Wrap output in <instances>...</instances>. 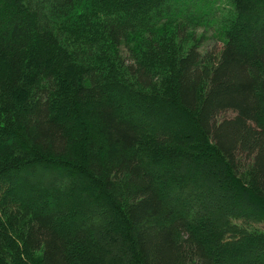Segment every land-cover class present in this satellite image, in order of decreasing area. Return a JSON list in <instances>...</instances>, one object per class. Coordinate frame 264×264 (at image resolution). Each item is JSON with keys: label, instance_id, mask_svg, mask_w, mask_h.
<instances>
[{"label": "trees", "instance_id": "obj_1", "mask_svg": "<svg viewBox=\"0 0 264 264\" xmlns=\"http://www.w3.org/2000/svg\"><path fill=\"white\" fill-rule=\"evenodd\" d=\"M0 63V264H264V0H0Z\"/></svg>", "mask_w": 264, "mask_h": 264}, {"label": "rangeland", "instance_id": "obj_2", "mask_svg": "<svg viewBox=\"0 0 264 264\" xmlns=\"http://www.w3.org/2000/svg\"><path fill=\"white\" fill-rule=\"evenodd\" d=\"M188 30L190 32L191 30H194V28L189 27ZM194 32L198 35L203 34L204 37L206 38L203 41L202 51L205 49L218 50L221 47L220 41L216 37H214L211 29H208V31H204L202 28L196 27ZM1 67H2V64L0 63V69H1Z\"/></svg>", "mask_w": 264, "mask_h": 264}]
</instances>
